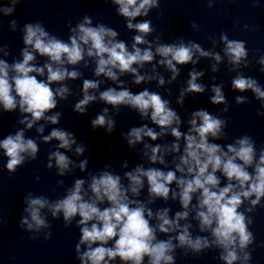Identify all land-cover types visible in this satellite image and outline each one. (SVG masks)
Wrapping results in <instances>:
<instances>
[{
    "label": "clouds",
    "instance_id": "9594fccd",
    "mask_svg": "<svg viewBox=\"0 0 264 264\" xmlns=\"http://www.w3.org/2000/svg\"><path fill=\"white\" fill-rule=\"evenodd\" d=\"M19 2L10 0L11 7H0V13L12 15ZM111 4L116 6L117 15L125 19L126 28L137 33L132 37L131 48L124 40L117 39V30L100 22L93 25V17L85 15L75 26L69 22L67 40L47 31L39 21L24 24L22 59L12 63L0 59V113H13L18 109L21 116L17 123L24 125L0 139V150L7 158L4 165L7 172L15 174L20 167L37 159L40 144L25 134L34 126L41 142H59L56 150L48 153L46 167L49 170L54 167V160L59 177L71 175L77 167L81 172H88L87 179H74L70 186L64 187L63 195L54 200L46 195L27 193L19 227L31 234L30 239H38L43 234L47 240L51 238L52 225L44 210L54 220L62 218L66 228L75 221L79 239L74 250L79 264H111L117 258L123 264H176L178 250L185 257L219 250L217 259L223 264H250L251 246L255 243L250 228L254 223L251 214L257 207H264V145L257 148L256 141L248 134L235 137L230 143L216 142L227 138L228 121L203 108L191 112L187 130L181 131L184 121L170 106V100L147 88L133 93L120 80L124 74H131L135 85L155 79L157 86L162 87L165 78L156 72L153 64L157 57L160 59L156 63L171 72L169 84L181 73L177 65L197 64L199 58H210L215 61L211 65L215 73L219 72L218 64L223 57L183 37L173 43L161 42L159 35H153L156 28L150 19L134 23L137 17H149L153 9H159L160 0H111ZM208 7H212L211 0ZM9 26L16 31L19 23L13 19ZM191 27L199 29L195 23ZM149 36L153 39H148ZM219 41L224 45L229 72L236 73L231 80V90L251 91L264 108V87L241 71L251 63L246 42L229 39L226 32L220 34ZM212 43L215 46L217 41L213 39ZM0 52L4 56L10 54L7 45L0 48ZM37 54L47 58L42 66L35 63ZM256 62L260 65L259 71L264 73V55ZM146 64H153V74H140L139 69ZM81 65L84 69L91 67L95 77L119 82V90L108 87L100 91L99 79L84 78L82 98L75 102L73 111L84 116L88 106L99 100L111 105L116 115L121 106H126L141 119H150L159 131L143 124L130 127L121 137L129 150L143 144L142 156L150 165H163V168L137 164L125 171L122 178L109 170L111 163H105L102 170L92 172L88 170L87 157L77 164L60 151H73L75 145V155L84 156L87 145L78 142L73 132L53 128L48 135H43L47 124L60 123L62 112L52 110L72 95V89L64 82L80 79L84 75L78 67ZM204 75L195 68L189 71L186 87L179 91L177 105L183 108L187 96L206 91L207 86L197 82ZM54 84L58 86L54 88ZM210 90L213 93L209 98L211 104L224 105L220 111L227 113L230 105L223 83H213ZM167 92L172 94L171 89ZM248 102L249 97L245 95L235 96L237 105ZM257 115L264 116V111L258 110ZM40 121L44 123H38ZM90 125L94 131L104 129L111 135L116 129V119L109 115V108L104 107L91 119ZM169 134L174 138L170 145L153 146L145 142L146 137L156 141ZM169 154H174L171 170L165 159ZM122 166L127 168L128 161L124 160ZM57 184L63 187L64 180ZM145 187L147 202L138 199ZM157 199L178 201L181 210L174 215H170L172 209L167 206L154 211L149 205ZM3 223L0 214V224Z\"/></svg>",
    "mask_w": 264,
    "mask_h": 264
}]
</instances>
